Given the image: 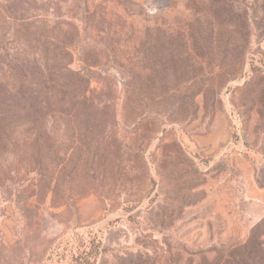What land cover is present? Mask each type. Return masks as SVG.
<instances>
[{"label":"rangeland","instance_id":"1","mask_svg":"<svg viewBox=\"0 0 264 264\" xmlns=\"http://www.w3.org/2000/svg\"><path fill=\"white\" fill-rule=\"evenodd\" d=\"M66 61L0 117V264H264V0H0L1 90Z\"/></svg>","mask_w":264,"mask_h":264},{"label":"trees","instance_id":"2","mask_svg":"<svg viewBox=\"0 0 264 264\" xmlns=\"http://www.w3.org/2000/svg\"><path fill=\"white\" fill-rule=\"evenodd\" d=\"M67 65V61L66 64L56 63L53 66H50V69H47L48 73L46 75L36 70V72L42 73L37 80H34L37 86H40L39 88H35L34 86L24 87L23 89H20L17 94L10 92L6 87L2 90L0 89V102L6 104L4 105L3 112L1 113L0 117L3 118V116H5L4 119L9 118L10 122L13 117H15L13 119L14 121L31 125V130L33 129L32 126L36 127L39 122H44L46 119L47 110L50 108L49 102H47V97L52 93L51 89L56 88L57 85V90L60 89L59 92L61 93L64 92L63 90L68 85L69 70L67 68ZM35 68L39 69L38 65H36ZM54 84L55 87H53ZM74 85L76 88L81 86V80L79 78H77V80H74ZM86 89L84 90L85 92ZM85 92H82L81 95L85 96ZM83 99L87 100L86 97H83ZM10 103L13 105L17 104V109L11 106ZM40 136L41 139L43 138V140H45L44 137L46 135ZM8 139L9 136L3 135L2 130V135L0 136V146H2L3 143L7 144ZM41 141L40 138L35 137L32 141H28L26 146L28 147V149H30L31 147L39 148V152L41 153V151L48 148L46 142ZM236 255L237 254H231L230 258L233 260V264H240V260L236 257Z\"/></svg>","mask_w":264,"mask_h":264}]
</instances>
